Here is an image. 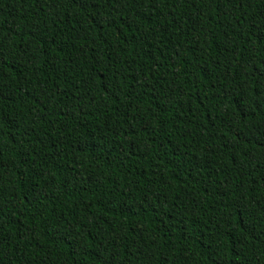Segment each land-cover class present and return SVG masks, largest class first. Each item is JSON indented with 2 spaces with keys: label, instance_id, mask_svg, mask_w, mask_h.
I'll list each match as a JSON object with an SVG mask.
<instances>
[{
  "label": "trees",
  "instance_id": "16d2710c",
  "mask_svg": "<svg viewBox=\"0 0 264 264\" xmlns=\"http://www.w3.org/2000/svg\"><path fill=\"white\" fill-rule=\"evenodd\" d=\"M0 264H264V0H0Z\"/></svg>",
  "mask_w": 264,
  "mask_h": 264
}]
</instances>
